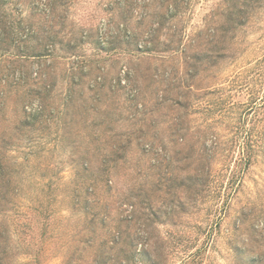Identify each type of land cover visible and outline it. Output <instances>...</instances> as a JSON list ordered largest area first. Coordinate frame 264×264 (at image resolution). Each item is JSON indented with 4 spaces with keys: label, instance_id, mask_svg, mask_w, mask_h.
Masks as SVG:
<instances>
[{
    "label": "rangeland",
    "instance_id": "rangeland-1",
    "mask_svg": "<svg viewBox=\"0 0 264 264\" xmlns=\"http://www.w3.org/2000/svg\"><path fill=\"white\" fill-rule=\"evenodd\" d=\"M88 212L87 260L264 264V0H0V264H63Z\"/></svg>",
    "mask_w": 264,
    "mask_h": 264
},
{
    "label": "trees",
    "instance_id": "trees-1",
    "mask_svg": "<svg viewBox=\"0 0 264 264\" xmlns=\"http://www.w3.org/2000/svg\"><path fill=\"white\" fill-rule=\"evenodd\" d=\"M244 6H246L245 4H243ZM234 7V4H233ZM235 8V7H234ZM238 11V10H237ZM162 17H165V14H162ZM228 20H232V17H228ZM216 20L214 18L211 19V24L215 23ZM162 24V23H161ZM160 29L161 27L157 28L156 30L154 29V33H152L151 35V39L148 40L149 42L152 43L151 47H138V45H136V48L134 50H136V52H138L141 55H152L154 54H160V50L156 49V43H158V36L160 33ZM206 30V31H205ZM226 31L229 30V26H226L225 29ZM216 28L214 27H205V29L199 33L197 35V39H198V46H202V50H200V52L198 53H193V54H189L186 55L185 54V61L184 63L187 64V69H186V75H189V77H194V75H196L197 71H195L196 68V64H200V66H203V69L205 67V69L208 68H212L215 66V58L217 57V50H216ZM171 48H167L166 50H163L165 52L170 51ZM175 51H178L179 49H175L173 48ZM35 55H40L39 54H35ZM192 69V71L188 70ZM172 89L177 88L176 85L173 84V87H171ZM174 104L177 105H181V103L179 101H175ZM181 124L182 121L177 123L176 125L179 126V128H181ZM117 152V150H116ZM175 159L177 161H180L182 163L186 164V159L188 158V156H182V157H178L180 155L179 151L175 152ZM114 158H110L108 160H110L111 162H116L118 159L121 158V155L116 154V155H112ZM105 160L103 162V164H106ZM199 168L201 169V172L209 175L210 174V170L209 168L206 166V171H205V165L203 164H199ZM182 167V166H181ZM182 169H186V167H182ZM107 169L104 168L102 170V173H106ZM89 216H91V219L87 222V224L84 227V231H86V233L83 234V237L81 238V243L83 246H81V244H79L78 246H76L71 253L65 258L63 259V264H78V263H85V264H89L88 261L90 262V264H129L130 262H133L131 256L129 255H123L121 256V253L124 252V249L122 247H120V243L119 241L114 240L112 246H107L105 240L102 241V243L99 244V246H97L96 248V253L92 254L95 256H99V259H94L91 258L89 260H87L85 258V254H88V250L92 249L94 247V243L92 241L91 236L87 235L88 233H94L97 229V226L95 224V222L97 221V214L98 213H92V212H88ZM101 224L103 223V220L100 222ZM106 243V244H105ZM116 250V253L120 256H116L113 255L112 252ZM38 256H34V258H37ZM120 258V259H119ZM39 258H37V262Z\"/></svg>",
    "mask_w": 264,
    "mask_h": 264
}]
</instances>
